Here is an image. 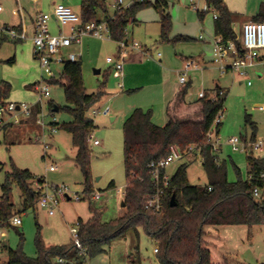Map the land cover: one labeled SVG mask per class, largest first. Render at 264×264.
Listing matches in <instances>:
<instances>
[{
  "label": "rangeland",
  "instance_id": "rangeland-1",
  "mask_svg": "<svg viewBox=\"0 0 264 264\" xmlns=\"http://www.w3.org/2000/svg\"><path fill=\"white\" fill-rule=\"evenodd\" d=\"M105 1L109 16H114L115 0ZM81 3L82 0H40L33 5L32 2L24 0L18 3L16 0H0V30L4 24L20 20L13 15L16 8H24L31 15L52 14L58 4H64L81 17ZM130 3L131 0H125L124 6ZM259 3V0H249L247 16L251 17L259 12ZM194 6L203 10L205 2L169 0V13L173 20L170 39L173 43L160 39V15L154 8L142 10L138 14V22L127 28L129 47L128 55L123 60V74L130 72L127 80L118 76L115 64L107 62V58L118 62L121 56L122 45L111 39L85 37L82 45H74L63 52L65 58L69 53L81 56L82 76L89 95L97 93L101 87L104 92L101 100L88 113L95 126L92 138L101 144L95 146L92 141L89 147L93 190L95 194L101 195L100 200L93 204L100 211L102 223L116 222L125 214V207H122L127 185L124 167V122L134 110L142 109L152 113V120L156 125L164 127L167 123L166 108L173 97L171 90L181 86L180 74L187 61L203 58L207 62V68L201 77L194 78L191 72L188 74V81L195 79L196 83L194 87L188 88L186 97L189 101L198 100L200 90L215 89V83L226 90V103L218 136L220 158L226 161L230 181L239 178L247 181L249 178L247 157L250 154L233 152L227 141L232 137L242 136L248 143L251 142L253 130L250 125H246V115H250L257 126L255 140L264 141V111L258 110V107L264 106V65L251 69L248 81H242L232 74L220 76L215 66L210 63V43L215 36L214 14L208 13L201 24ZM99 14L102 17V13ZM239 22L236 33L241 37L243 19ZM201 36L203 39H200ZM181 37H190L193 40H180ZM133 43H138L142 49L132 50ZM134 53L144 54V63L131 62ZM12 59L14 62L10 63ZM62 70L63 65H53L45 70L41 68L40 62L34 56L30 33L26 40L9 37L0 45V87L7 83L12 86L8 103L36 105L40 100L36 85L43 78L48 79ZM96 71H100V74H96ZM258 73H262V76ZM49 86L51 97L43 100L42 115L39 117L37 115L35 118H27L23 114L15 117L0 111V197L4 194L2 186L12 170V165L31 172L36 181L41 180L47 185L49 191L55 186L65 185L74 194L84 193V175L75 162L76 149L72 136L64 131L53 134L52 127L49 126V121L52 120L49 103L52 101L57 106H65L64 90L58 85ZM165 86L170 88L169 92L164 91ZM214 93L217 91L210 96ZM107 107L110 109L109 116L93 113ZM43 115L47 116V125L38 122ZM55 117L59 124L71 121V117L63 112L57 113ZM112 118L116 120L111 121ZM23 119H28V122L22 121ZM46 142L51 144L49 149L45 148ZM254 157H264V152H255ZM184 161L183 158L175 161L167 167L166 174L172 178ZM51 166H57L58 170H51ZM235 166L239 169L238 173ZM187 174L192 185L205 186L208 183L200 161L189 165ZM112 183L114 187L110 188ZM35 186L36 184L34 188ZM12 197L14 213L21 217L22 226L2 229L5 249L0 255V264H7L11 249L21 250L28 257L36 258L38 237L47 247L70 244L73 240L72 229L78 228L77 221L82 219L87 222L92 217L89 209L91 200L61 201L55 215L50 216L38 205L34 210L25 211L23 195L16 185L12 188ZM138 232V237L130 232L116 240L107 254L86 260V264H157L155 243L144 230L138 229ZM204 232L205 243L211 250V264H264V226H206Z\"/></svg>",
  "mask_w": 264,
  "mask_h": 264
},
{
  "label": "trees",
  "instance_id": "trees-1",
  "mask_svg": "<svg viewBox=\"0 0 264 264\" xmlns=\"http://www.w3.org/2000/svg\"><path fill=\"white\" fill-rule=\"evenodd\" d=\"M204 1L209 6L210 13L217 16L214 19L215 36L222 37L225 41H235L238 37L235 26L242 16L231 12L224 0ZM81 4L83 23L108 20L111 40L117 43H128V26L135 23L136 16L142 10L154 8L160 15V39L173 43L170 39L173 20L167 13L169 0H156L154 4L146 0H134L130 7L116 11L112 17H109L105 0H82ZM207 14L198 13L201 22H204ZM252 21L264 23V3ZM8 29L6 27L0 31V45L9 39L6 33ZM180 40L193 39L181 37ZM13 62L12 59L10 63ZM49 84L58 85L64 90L66 105L60 107L51 101L49 108L54 115L61 112L67 114L71 121L52 125L72 136L76 149L75 162L84 175V194L90 197L94 190L90 171L89 139L93 136L95 126L88 113L101 100L104 92L101 87L95 94L87 93L80 61L67 62L59 77L51 79ZM189 87V84L182 86L169 101L166 108L167 123L164 127L156 125L152 120V113L142 109L134 110L124 122V167L127 183L125 214L116 222L102 223L100 211L90 202L92 217L87 222L79 219L76 223L85 254L81 253L73 240L68 245L47 247L38 237L36 258L28 257L21 250L11 249L7 264H86V260L106 254L116 240L128 233L134 232L138 237V229L144 230L158 246V264H211V250L204 240L206 226H264V179L261 178L264 173V157L256 158L252 153L247 157L251 181L241 178L230 181L226 161L220 160V155L213 152L208 138L217 117L224 111L226 96L214 101L207 94L204 99L188 103L186 94ZM11 91L12 86L8 83L0 87V108L9 104ZM56 107L57 113L54 112ZM39 112L40 107L35 106L31 118H35ZM221 125L216 128L217 136ZM246 125L252 127L251 143L255 142L257 126L250 115H246ZM173 147L180 149L185 161L177 169L168 187L164 188L160 184L164 189L162 210H147V200L158 189L150 166L167 158ZM197 161L202 163L207 175L208 183L205 186L192 185L188 179L189 165ZM235 170L239 172L236 166ZM35 181L36 178L31 172L12 165V170L2 186L4 194L0 197L2 229L12 227L10 220L19 216L14 213L13 186L16 185L23 195L24 210L36 209L41 193L34 188V184H43V181ZM113 187L114 183L110 185V188ZM256 187L262 191L260 199L253 195ZM173 196L176 198L175 207L171 206Z\"/></svg>",
  "mask_w": 264,
  "mask_h": 264
},
{
  "label": "built area",
  "instance_id": "built-area-1",
  "mask_svg": "<svg viewBox=\"0 0 264 264\" xmlns=\"http://www.w3.org/2000/svg\"><path fill=\"white\" fill-rule=\"evenodd\" d=\"M32 3H38L39 0H25ZM139 2H143L144 0H135ZM151 3H155L156 0H146ZM134 0H131L130 5H125V0H115L113 7L116 11L121 10L123 8H128L133 4ZM205 2V1H204ZM194 9L197 13H210V8L205 2V6L203 10H199L197 6H194ZM2 9L0 8V11ZM213 13V12H212ZM214 14V13H213ZM217 16L214 14V19ZM51 20H56L58 27L69 26L70 33L69 35H64L63 33L58 35H53L50 31V22ZM35 32L32 36V41L34 45V56L40 62L42 69H49L53 65H65L67 62H78L81 60V56L69 53L67 58H65L63 52L68 51L74 45H82L83 39L85 37H94L98 39H111L109 21L104 20L100 23H88L84 24L82 21V17L77 15L72 8L66 6L64 4H58L52 14H38L34 21ZM4 28L0 31H3ZM7 35L15 40H26L28 39V35L26 32H17L14 29L9 28L6 31ZM127 34V32H126ZM200 39H203L201 36ZM121 56L118 62H115L112 58H107V62L110 64H115V70L119 74H123V60L128 55L127 48L129 47V43L121 42ZM131 48L133 50H141L142 46L138 43H133ZM148 57H151L150 54L147 53ZM161 55L159 54V57ZM211 63L215 66L216 70L220 74V76H227L232 74L242 81L249 80V71L255 67L257 64L264 65V23H255L250 21L246 23L242 28V36L237 37L235 41H225L222 37L214 36L212 39V57ZM201 68L200 64L195 60L187 61L185 65V69L180 74V84L185 86L188 84V74L194 70ZM59 76L53 74L50 78H43L40 83H38L35 87L36 91L40 94L39 102L30 106L27 104H18V103H9L6 107H1L0 111L2 113L6 112L10 115H14L15 117L18 114H23L25 117L30 118L32 116V110L35 106L40 107V112L38 114L42 115L43 108V100L49 99L51 97L50 84L49 81L51 79H57ZM249 85L251 82L249 81ZM205 92H201L198 95L199 99H204L206 97ZM226 95L225 89H218L217 93L212 97L209 95L210 99L216 101L218 98L224 97ZM259 111H264V106L258 107ZM222 111L217 117L215 124L211 131L208 134V138L211 141L213 152L216 154L221 153V147L218 145V136L216 135V128L218 125L222 124ZM95 115L102 114L104 116H109L110 109L107 107L102 111H93ZM50 114V112H49ZM44 116V117H43ZM42 119L38 122L41 125H47L46 115H43ZM52 120L49 121V126L52 127V133L55 134L59 131V128L56 125L58 123L56 121V115H50ZM46 119V120H45ZM1 125V123H0ZM93 141L95 146L101 145L98 140H93L91 137L89 139V143ZM227 145L230 146L235 153H246L253 154L255 152L262 153L264 152V141H255L250 142L244 141L242 137H232L227 141ZM51 144L49 142L45 143V148L49 149ZM193 150V149H191ZM183 158V154L179 148L173 147L169 156L163 160H160L157 163L151 164V168L153 169V180L157 184V192L155 195L151 196L145 205L147 210H155L156 212H160L162 210V200L164 198V189L160 187V184L164 186V188L168 187L171 181V177L166 174V169L175 161H178ZM263 158V157H256ZM221 160V158H220ZM53 171H57V166H51L50 168ZM162 172H165L163 175ZM261 178L264 179V173L261 175ZM252 176H249L248 180L251 181ZM35 189L40 191V198L38 201V206L41 209H44L48 212L50 216L55 215L56 210L58 209L61 201H82V200H91V202H98L101 198L100 194L93 193L88 199L87 195L83 193V195L72 193L70 189L65 185L55 186L52 191H49L47 185L43 182L40 184L38 182L35 183ZM253 195L255 198L260 199L262 197V191L260 188L256 187L253 191ZM10 226L14 228H19L22 226V219L20 216H15L10 220ZM73 234V242L75 246L81 251V253L85 254V251L82 248V243L80 241L78 235V228L72 229ZM3 237L4 232L0 227V255L3 253Z\"/></svg>",
  "mask_w": 264,
  "mask_h": 264
},
{
  "label": "crops",
  "instance_id": "crops-1",
  "mask_svg": "<svg viewBox=\"0 0 264 264\" xmlns=\"http://www.w3.org/2000/svg\"><path fill=\"white\" fill-rule=\"evenodd\" d=\"M17 1V3L18 2H20L21 0H16ZM25 1V0H24ZM40 1V0H39ZM225 1V3H226V5H227V7H228V9L231 11V12H233V13H236V14H240L241 16H242V19H243V22L241 23V28H243V26L246 24V23H248V22H250V21H252L253 20V18H254V16H256V15H254V16H247V14H249V8H248V4H249V0H224ZM183 2H185V0H183ZM259 6H261V4L262 3H264V0H259ZM39 3V2H38ZM33 5H35V3H32ZM37 4V3H36ZM259 9H260V7H259ZM53 11H54V9H53ZM52 11V12H53ZM167 13H169V6H168V10H167ZM38 14H41V13H36L35 15H31V14H27L26 12H25V9L24 8H16L14 11H13V15L14 16H18L19 18H20V20L19 21H17V22H14V23H11V24H4V27L3 28H15L16 30H19V31H17V32H19V33H21V32H26L27 33V35H29V33L31 34V39H32V36L34 35V32H35V27H34V21H35V18H36V16L38 15ZM170 14V13H169ZM171 15V14H170ZM138 16V15H137ZM137 16H136V21H135V23H137L138 22V20H137ZM109 17H112V16H109ZM172 17V16H171ZM197 18H198V20L200 21V19H199V17H198V14H197ZM200 23L201 24H203V22H201L200 21ZM213 23H214V21H213ZM240 24V22L235 26V32H236V27L238 26ZM2 28V29H3ZM1 29V30H2ZM50 31H51V33L53 34V35H58V34H61V33H63L64 35H69V33H70V27L69 26H64V27H58L57 26V22H56V20H51V22H50ZM54 31L56 32V33H54ZM214 37V36H213ZM213 37H212V39H213ZM128 41V40H127ZM129 43V42H128ZM210 44H212V40H211V43ZM212 46V45H211ZM133 50V49H132ZM212 57V56H211ZM145 61V56H144V54H142V53H134L133 55H132V57H131V62H133V63H144V61ZM196 62L197 63H199L200 64V66H201V68H199V69H194V70H192L191 71V74H193L194 75V78H196V77H201L200 75H202L203 74V72L206 70V68H207V62L203 59V58H200V59H198V60H196ZM210 63H211V59H210ZM212 64V63H211ZM262 64H257V65H255V67L253 68V69H255L256 67H258V66H261ZM61 73H59V74H56V75H60ZM259 74V76L261 75L262 76V73H258ZM129 75H130V72L128 71H126V75H124V74H119L118 73V76H120V77H124V78H126V80L127 79H129ZM126 76V77H125ZM188 84L190 85V87L192 88V87H194L195 86V79L194 80H189L188 81ZM182 87V85L178 88V89H176V90H174V89H172L171 90V93H172V96H174L175 95V93L180 89ZM165 90L164 91H166V92H169V90H170V88L168 87V86H165V88H164ZM218 89H223V88H221L219 85H218V83H215V89H203V90H200L199 91V93H198V95L201 93V92H205L206 94H209V95H211V93L212 92H215V91H218ZM216 93H214L213 95H215ZM166 95H168L167 93H166ZM173 98V97H172ZM171 100V99H170ZM198 100H200L199 98H198ZM198 100H196V101H189L188 99H187V97H186V101L188 102V103H194V102H197ZM28 119H23L22 121H25V122H28L27 121ZM116 120V118H113V121H115ZM111 121H112V119H111ZM76 157V156H75ZM223 161H225V160H223ZM82 220V219H81ZM84 221V220H83ZM84 222H86V221H84ZM112 247V246H111ZM4 249H5V245H4V242H3V252H4ZM111 249V248H110ZM109 249V250H110ZM108 250V251H109ZM157 250H158V246L157 245H155V249H154V252H155V254H156V252H157ZM107 254V253H106ZM157 264H158V262H157Z\"/></svg>",
  "mask_w": 264,
  "mask_h": 264
},
{
  "label": "water",
  "instance_id": "water-1",
  "mask_svg": "<svg viewBox=\"0 0 264 264\" xmlns=\"http://www.w3.org/2000/svg\"><path fill=\"white\" fill-rule=\"evenodd\" d=\"M96 74H100V71H96L95 72ZM54 112L55 113H57L58 112V107H56L55 109H54ZM112 121H113V118H112ZM13 204V203H12ZM177 204H176V198H175V196H173L172 197V199H171V206L172 207H175ZM122 207L124 208L125 207V203L123 202L122 203Z\"/></svg>",
  "mask_w": 264,
  "mask_h": 264
}]
</instances>
